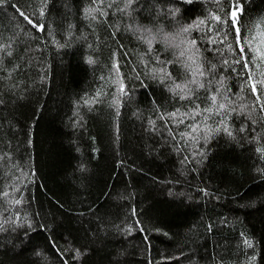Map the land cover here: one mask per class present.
<instances>
[{
    "label": "trees",
    "instance_id": "16d2710c",
    "mask_svg": "<svg viewBox=\"0 0 264 264\" xmlns=\"http://www.w3.org/2000/svg\"><path fill=\"white\" fill-rule=\"evenodd\" d=\"M233 3L0 6V264H264V0Z\"/></svg>",
    "mask_w": 264,
    "mask_h": 264
},
{
    "label": "snow or ice",
    "instance_id": "6c2138e0",
    "mask_svg": "<svg viewBox=\"0 0 264 264\" xmlns=\"http://www.w3.org/2000/svg\"><path fill=\"white\" fill-rule=\"evenodd\" d=\"M187 3H192L193 0H186ZM7 3V0H0V6H2L3 4ZM42 3L45 4L46 6V0H42ZM128 3L129 5L132 3V0H128ZM16 11L19 13L20 16H22L24 18V20H26L29 24H32L33 27L35 28H38V29H43V25H39V24H35L33 22V20L25 13V11H23L22 9H20L19 7L16 8ZM178 11V9H177ZM243 12V7L240 3V0H234V3L232 5H230V10L228 12V16H229V21H230V27L232 26H236L238 24V21H239V14ZM41 16L44 15V11H43V8L40 9V13H39ZM213 19H216L217 21H220V17L216 16V17H213ZM229 21H223L225 23L229 22ZM200 24H203L204 21H199ZM183 32H188L190 31V29L188 27H184L182 29ZM233 31L235 33H239L240 29L239 27H233ZM188 47L189 49H195L196 48V40L193 39L191 40L189 43H188ZM229 47H231V45H229ZM198 51V50H197ZM241 52H243V49L241 48ZM236 63H241L240 60H237L235 61ZM89 64L93 63V61L91 59H89L88 61ZM225 63H227V61H225ZM244 66L247 67L248 66V61H247V58L244 59ZM197 71H199V69H197ZM199 74L202 76L204 75L203 72H199ZM252 77H251V74L249 75V80H251ZM193 82H196L195 80ZM259 83L261 84H264V81H259ZM202 86V85H201ZM251 90L253 93H257V99H261L262 97H264V92H259L257 90V87H256V83H252L251 85ZM176 89H180L182 92L184 91V87L181 86V85H176L175 86ZM190 91V90H189ZM120 92L124 95H126L127 93H125L124 91V88H123V85L121 84L120 86ZM182 98H186V97H182ZM211 101H212V107L210 108H204L203 109V112H212L213 111V108L216 109V115H220L221 116V120L218 121V127H216L215 129H209L208 131V134H206L204 136V139L207 141L209 139V136L211 135V132L212 131H215V132H220V131H223L225 132L229 137H232L233 134L232 132L229 130L226 122H225V119H224V116L227 115V111L225 110V105L223 103H220L217 105V97L216 95H213L211 96ZM114 103H118V101H114ZM198 107V106H197ZM262 108H264V105H262ZM222 112H223V115H222ZM172 116H175L176 114L173 113L171 114ZM182 122V121H181ZM198 125L194 127V131H196L198 129ZM240 131H244L243 128L240 129ZM234 138V137H233ZM257 151H261V152H264V149H257ZM201 155H203V153H200ZM17 203H19V201H17ZM135 214V212H134ZM28 227H32L31 224L28 225ZM137 227H139V222H137ZM129 233H131V228H128L126 229ZM140 231H144L143 228H139ZM245 245H247L248 247H252V244L248 241V240H245L244 241ZM82 253L77 250L76 251V255L77 256H80Z\"/></svg>",
    "mask_w": 264,
    "mask_h": 264
},
{
    "label": "rangeland",
    "instance_id": "374dc122",
    "mask_svg": "<svg viewBox=\"0 0 264 264\" xmlns=\"http://www.w3.org/2000/svg\"><path fill=\"white\" fill-rule=\"evenodd\" d=\"M258 30V27L255 28V31Z\"/></svg>",
    "mask_w": 264,
    "mask_h": 264
}]
</instances>
